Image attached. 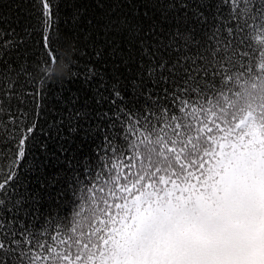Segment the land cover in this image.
I'll use <instances>...</instances> for the list:
<instances>
[{
	"label": "snow or ice",
	"instance_id": "1",
	"mask_svg": "<svg viewBox=\"0 0 264 264\" xmlns=\"http://www.w3.org/2000/svg\"><path fill=\"white\" fill-rule=\"evenodd\" d=\"M0 264H264V0H0Z\"/></svg>",
	"mask_w": 264,
	"mask_h": 264
},
{
	"label": "clouds",
	"instance_id": "2",
	"mask_svg": "<svg viewBox=\"0 0 264 264\" xmlns=\"http://www.w3.org/2000/svg\"><path fill=\"white\" fill-rule=\"evenodd\" d=\"M61 69L64 71V74H66V67L63 65V63L61 64Z\"/></svg>",
	"mask_w": 264,
	"mask_h": 264
}]
</instances>
